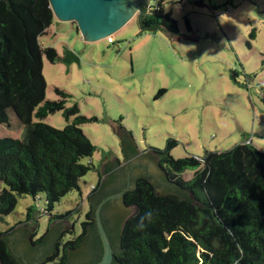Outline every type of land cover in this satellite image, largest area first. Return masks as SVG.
<instances>
[{
  "label": "trees",
  "instance_id": "trees-1",
  "mask_svg": "<svg viewBox=\"0 0 264 264\" xmlns=\"http://www.w3.org/2000/svg\"><path fill=\"white\" fill-rule=\"evenodd\" d=\"M143 9L149 14L137 17L141 32L179 34L170 13ZM53 18L48 0H0V125L9 122L11 110L24 128L22 139L0 138V217L15 209L19 197L39 199L41 194L45 199L41 212L50 214L62 197L79 190L80 178L93 169L91 161L83 160L92 156L95 146L79 127L91 119L81 115L76 104L66 106L69 94L60 88H54L57 100H45L42 57L55 62L59 56L53 47L43 48L38 38ZM165 91L159 89L156 98ZM261 100L264 103V89ZM56 111L66 120L62 129L33 121ZM123 132L129 138L124 139L129 156L135 155L130 133ZM172 144L151 149L159 155L157 165L167 186L160 192L147 177L137 178L120 197L123 207L135 211L122 215L116 233L105 217L112 200L103 204L101 218L113 248L111 264H264V151L240 143L201 158L176 159L169 154ZM110 170L105 168L106 173ZM187 170L193 175L185 180ZM120 191L106 192L102 184L94 188L86 197L88 209L76 235L73 225L64 231L61 221L52 225V219L66 218L70 212L51 215L37 238L36 229L31 233L24 229L32 255L15 253L12 234L0 232V264L99 261L103 247L95 208L104 197ZM31 211L28 207L27 219ZM141 222L144 226L136 227ZM66 234L75 236L62 241Z\"/></svg>",
  "mask_w": 264,
  "mask_h": 264
},
{
  "label": "rangeland",
  "instance_id": "rangeland-1",
  "mask_svg": "<svg viewBox=\"0 0 264 264\" xmlns=\"http://www.w3.org/2000/svg\"><path fill=\"white\" fill-rule=\"evenodd\" d=\"M160 1L150 0L151 9L170 13L177 21V36L140 32L132 18L109 36L111 42L108 37L90 42L73 23L54 16L38 38L43 48L53 47L59 56L55 62L42 57L45 100H57L54 88H60L69 94L66 106L76 104L79 113L91 119L79 127L95 146L92 156L83 160L91 161L93 169L80 178L79 190L62 197L50 214L41 212L43 194L39 199L19 197L15 209L0 217V232L10 235L30 223V233L36 229L37 238L51 215L70 212L51 221H61V231L73 225L75 235L80 233L87 195L128 164L113 132L117 127L130 133L140 155L155 158L159 155L151 149L163 150L169 143H174L169 154L176 159L201 158L240 143L264 151V0H163L162 8ZM68 51L79 62H64ZM162 88L166 92L156 98ZM8 116L9 122L0 125V138L22 139L23 125L13 111ZM33 121L57 129L66 125L60 111ZM106 167L111 168L107 173ZM192 175L187 170L183 178ZM28 207L32 211L27 219ZM75 235L66 234L62 241Z\"/></svg>",
  "mask_w": 264,
  "mask_h": 264
},
{
  "label": "water",
  "instance_id": "water-1",
  "mask_svg": "<svg viewBox=\"0 0 264 264\" xmlns=\"http://www.w3.org/2000/svg\"><path fill=\"white\" fill-rule=\"evenodd\" d=\"M48 2L56 18L63 22L74 23L82 39L90 42L109 37L133 17L149 14L143 8L150 9V0H48ZM63 61L79 62V59L73 52L68 51ZM113 132L118 135L122 142L124 156L128 164L106 176L102 182V186L106 192L121 190L125 184L126 187L120 192L104 197L95 208L94 218L103 252L101 259L93 264H111L113 260V248L101 218L103 204L113 199L106 208L105 215H107L109 223L116 233V225L122 215L129 216L135 211V207H123L120 199L123 192L131 186L134 179L141 176L147 177L160 192L167 186L163 175L156 166V158L150 154L140 155L134 145L135 155L129 156V151L124 142V139L128 140L129 138L124 136V132L120 127L114 129ZM27 228L30 233L32 225L25 223L10 235L11 245H13V250L18 255L33 254V251H29L26 248L28 234L24 233V229Z\"/></svg>",
  "mask_w": 264,
  "mask_h": 264
},
{
  "label": "crops",
  "instance_id": "crops-1",
  "mask_svg": "<svg viewBox=\"0 0 264 264\" xmlns=\"http://www.w3.org/2000/svg\"><path fill=\"white\" fill-rule=\"evenodd\" d=\"M161 8H162V6H161ZM158 11V10H157ZM161 12H164L163 10H160ZM133 18H136L137 19V22H138V24H139V20H138V18H137V16H135V17H133ZM140 28V27H139ZM77 31V30H76ZM140 32H141V29H140ZM78 33V32H77ZM166 90V89H165ZM166 92V91H165Z\"/></svg>",
  "mask_w": 264,
  "mask_h": 264
},
{
  "label": "clouds",
  "instance_id": "clouds-1",
  "mask_svg": "<svg viewBox=\"0 0 264 264\" xmlns=\"http://www.w3.org/2000/svg\"><path fill=\"white\" fill-rule=\"evenodd\" d=\"M144 225H143V223L141 222L140 224H138L136 227H138V228H142Z\"/></svg>",
  "mask_w": 264,
  "mask_h": 264
},
{
  "label": "flooded vegetation",
  "instance_id": "flooded-vegetation-1",
  "mask_svg": "<svg viewBox=\"0 0 264 264\" xmlns=\"http://www.w3.org/2000/svg\"><path fill=\"white\" fill-rule=\"evenodd\" d=\"M74 25H75V24H74ZM128 179H129V177H128L127 180H126L127 182H128ZM125 187H126V184H125L124 188H125ZM122 189H123V188H122ZM122 189H121V190H122ZM112 200H113V199H112ZM105 217L107 218V215H105Z\"/></svg>",
  "mask_w": 264,
  "mask_h": 264
},
{
  "label": "built area",
  "instance_id": "built-area-1",
  "mask_svg": "<svg viewBox=\"0 0 264 264\" xmlns=\"http://www.w3.org/2000/svg\"><path fill=\"white\" fill-rule=\"evenodd\" d=\"M149 8H151V6H149ZM108 40H109V42H111V38L110 37H108Z\"/></svg>",
  "mask_w": 264,
  "mask_h": 264
}]
</instances>
